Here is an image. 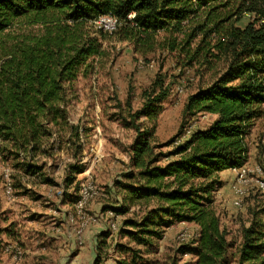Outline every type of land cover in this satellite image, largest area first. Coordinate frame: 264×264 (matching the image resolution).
Wrapping results in <instances>:
<instances>
[{"label":"trees","instance_id":"16d2710c","mask_svg":"<svg viewBox=\"0 0 264 264\" xmlns=\"http://www.w3.org/2000/svg\"><path fill=\"white\" fill-rule=\"evenodd\" d=\"M130 13L132 18H128ZM244 13L253 20L242 29L234 27L233 21L242 19ZM99 15L113 16L115 30H96L93 21ZM20 18L44 30L22 35L11 44L0 41V163L10 168L14 190L23 188L29 178L58 187L44 172L46 165H51L61 145L74 158L80 154L79 126L69 121L70 85L92 72L95 58L107 56L104 41L130 43L142 55L162 46L186 55L184 66H190L196 56L190 49L193 40L201 36L205 42L214 35V42L204 43L201 50L215 48L225 53L227 64L218 78L187 97L183 114L215 118L166 155L154 153L151 140L156 118L168 95L158 77L143 92L142 109L131 115L132 119L143 116L150 128L133 125L134 119L127 123L136 138L130 147L131 169L125 174L126 182L119 183L123 207L113 210L125 214L128 207L138 205L136 218H126L118 229L136 246L148 248L173 223H193L198 226L197 235L179 251L193 255L192 264H230L231 245L210 197L221 171L246 163V137L262 114L264 1L0 0V35ZM160 32L166 36L161 40L157 38ZM64 168L67 176L62 186L70 188L75 165L65 163ZM109 237L108 231L98 234L96 258ZM119 248L131 253L130 262L136 264L133 249ZM235 264H264L263 230L253 224L242 230Z\"/></svg>","mask_w":264,"mask_h":264},{"label":"rangeland","instance_id":"374dc122","mask_svg":"<svg viewBox=\"0 0 264 264\" xmlns=\"http://www.w3.org/2000/svg\"><path fill=\"white\" fill-rule=\"evenodd\" d=\"M250 17L251 14L244 13L239 21H233L234 19L228 21H233L234 27L242 29L253 20ZM43 30L42 25H31L28 24L26 18H20L0 35V41H7L11 44L15 38L22 35H37ZM164 37L166 36L162 32L157 35L159 40ZM214 40V35L210 38L207 37L205 42L201 41V36L193 40L190 49L191 52L195 51L196 56L190 66H184L187 61L186 55L176 51L170 52L162 46L156 47L153 52L142 55L136 52L130 43L104 41L102 45L107 51V56L101 59L95 58L92 72L86 77L79 76L72 82L69 91V121L73 125L79 126L81 151L74 158L65 149V146L61 145L56 158L50 160L51 165L48 163L44 172L48 178L51 177L56 183L63 184L67 176L64 168L65 163L75 165L74 172L69 176L72 178L70 179V188L65 192L68 195L77 192L81 181L88 180L96 186V193L84 208L86 215L99 216L98 223H100L104 221L102 213L91 208V203L100 204L99 207L104 206L103 210L123 207V197L118 195L120 197L116 199V196L119 194V183L126 182L125 174L131 169L130 147L136 138L135 130L127 123L134 119L131 116L134 112L137 113L142 109L145 99L143 92H148L158 77L162 80V87L167 88L168 95L161 101V108L156 118V126L151 140L154 153L166 155L172 151L177 146L178 139L182 138L183 130L187 125H192L194 130L208 126L211 119L209 115L189 117L183 114V107L189 95L210 84L225 69L227 64L225 53L215 48L208 51L206 48L201 50L204 43L211 45ZM180 87L183 88L182 93L177 92ZM157 89L158 87H156ZM261 111V117L253 122L246 137L248 154L250 134L257 133L255 140L264 135V104L261 106ZM133 125H139L143 129L150 128V123L141 115L133 120ZM54 142L58 143L59 140H54ZM248 157L249 155L247 161ZM258 163L262 164L264 169L262 152ZM230 170L231 172L223 176L224 182L218 174L219 184L214 188L215 191L212 192L210 199L211 207L219 219L220 227L225 229L227 240L231 245L228 251V260L230 264H235L242 242V230L253 224L264 232V197L258 193L249 194L243 197L241 207L233 206L230 184L234 179V170ZM9 173H11L10 168L0 163V187L2 186V189H4L5 182L12 183ZM24 184L20 194H28L29 198L39 200L41 205L47 202L45 206L51 207L47 212L49 217L58 214V210L53 206L52 198L59 196L63 198L62 188L55 189L53 187L50 189V185L34 187L28 183ZM28 186L29 188H27ZM31 187L33 190L30 189ZM40 193H43V196ZM119 212L120 210H116V214L119 216V227L126 218H136L137 216L135 206L128 207L125 214ZM2 215L3 213H0V220H3ZM174 224L163 229L162 237L153 240L148 248L134 245L129 242L127 237H120V230L115 231L116 233L110 232L115 237L111 236L108 239V244L100 250L98 258L95 257L96 249L93 252L89 250L87 254H93V256L91 255L85 264H119L120 262L133 264L130 262L131 253L122 252L120 246L130 247L135 251L136 264H192L196 258L189 253H181L178 248L181 245H189L197 235V228L191 225L192 223ZM3 227V224L0 223V231ZM180 232L187 234L184 241H179L177 238ZM4 240V238H0L1 249L6 245H13L22 251L19 259L13 258V264L17 262L27 264L21 262L25 257L24 244L21 245L19 241L16 242L13 239L8 241L9 243ZM46 240L42 238V246L45 249L48 246L54 250L53 239L49 237ZM78 245L80 244L78 243ZM7 253H4L3 257L0 254V264H8L10 258L13 257L11 253ZM54 257L55 254L52 251H38L29 261L32 264H55Z\"/></svg>","mask_w":264,"mask_h":264},{"label":"crops","instance_id":"0c3cea01","mask_svg":"<svg viewBox=\"0 0 264 264\" xmlns=\"http://www.w3.org/2000/svg\"><path fill=\"white\" fill-rule=\"evenodd\" d=\"M206 115L211 117L210 122L215 118V115L212 114H203L201 117H205ZM256 134L257 133L250 134L251 141H249V157L245 165H253L258 163V161H260V154L264 150V135L259 136L255 140ZM228 172H231V170L228 169L221 171L219 173V178L223 181V176H225V174ZM24 183H28V185L30 184L34 187L47 185L40 183L36 178L26 179L22 184ZM61 186L62 184L59 183L58 187L50 186L49 188H62L64 192H67L69 189L65 187L64 189L63 186ZM27 188H29V186ZM30 189L33 190L32 187ZM110 189L113 190V188ZM20 190H14L12 186L11 196L8 197L4 194V189H2V186L0 187V213H3V220H0V223L4 226L2 231H0V238H4V242L7 243L13 239L16 240V242L19 241L21 245L24 244L25 257L21 262L32 264L29 259L33 257V254L38 253V251H52L55 254L53 259L55 264H85L86 261L91 258V255L93 256V254L88 255L87 253L89 250L93 252L94 249H96L98 234L104 231L111 232L108 229L107 223L104 221L98 224L88 225L87 227L83 228L81 234L82 244L78 245L74 233L75 223L73 224V222L70 221V216L73 213V205L76 200L75 197L77 198V192L73 193V195L75 194L74 197L72 194L68 195V193H64L65 195L63 194V198L60 196L58 198L53 197V206L56 210H58V214L56 216L49 217L47 212L51 209V207L45 206L47 202H44L43 205H41L40 202H38L39 200L29 198L28 194H20ZM118 190L119 194H117L116 199H118L120 196L124 197L123 191L120 188H118ZM40 194L42 195L43 193ZM99 205L100 204L95 205L94 203H91V208L94 210H99V212L102 213L104 211V206L99 207ZM135 208L136 213H139L140 211L138 205L135 206ZM174 225L182 224L175 223ZM191 225H194L198 232V226L193 223ZM111 236L113 238L115 237L113 233H110L109 238H111ZM119 236L121 237L122 235ZM49 237L53 239L52 243L55 247L54 250L48 246L47 249L42 246V238L46 240V238ZM46 241L49 242V240ZM4 247L2 249L0 248L1 256L5 255L4 253H7L4 251ZM10 259L11 260H9L8 264H13V257ZM16 264L20 263L17 262Z\"/></svg>","mask_w":264,"mask_h":264},{"label":"built area","instance_id":"2783aa9c","mask_svg":"<svg viewBox=\"0 0 264 264\" xmlns=\"http://www.w3.org/2000/svg\"><path fill=\"white\" fill-rule=\"evenodd\" d=\"M133 14H128V18H132ZM117 25V20L111 15H99L94 21L93 26L96 30H101L103 32H112L115 30ZM178 93L183 92V88L180 87L177 89ZM194 131L192 125H187L183 130L182 138L178 139L177 144L183 142L187 139L190 134ZM262 156L264 157V150L262 152ZM234 170V179L230 184V190L232 193V205L239 208L241 207L243 197L258 193L262 197H264V169L263 165L260 163H256L253 165H243L239 168H235ZM12 186L10 182L4 183V194L8 197L11 196ZM96 193V186L86 180L81 181L79 184V188L77 190V198L74 202L73 209L74 213L70 216V221L75 222L77 226H75L74 233L79 244H82L81 234L83 228H85L88 224L93 225L99 222L100 217L97 215H86L84 212V208L87 205V202L90 198ZM102 216L104 221L107 223L108 229L111 232L118 231L119 229V216L116 212L108 208L102 212ZM79 221V222H78ZM182 225L187 224L186 222H179ZM179 241H184L187 238V234L184 232H180L178 234ZM5 252H9L12 254L13 258L19 259L22 255V251L14 247L13 245H6L4 247Z\"/></svg>","mask_w":264,"mask_h":264},{"label":"clouds","instance_id":"9594fccd","mask_svg":"<svg viewBox=\"0 0 264 264\" xmlns=\"http://www.w3.org/2000/svg\"><path fill=\"white\" fill-rule=\"evenodd\" d=\"M134 15V14H133Z\"/></svg>","mask_w":264,"mask_h":264}]
</instances>
